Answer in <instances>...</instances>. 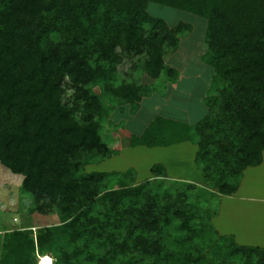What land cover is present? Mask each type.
Returning a JSON list of instances; mask_svg holds the SVG:
<instances>
[{"label":"trees","instance_id":"1","mask_svg":"<svg viewBox=\"0 0 264 264\" xmlns=\"http://www.w3.org/2000/svg\"><path fill=\"white\" fill-rule=\"evenodd\" d=\"M149 2L206 20L202 58L215 74L194 124L155 116L130 143L195 144V167L213 189L205 210L187 202L195 183L174 196L149 190V179L114 186L119 174L84 169V154L111 155L93 85L111 82L115 95L141 99L139 86L114 84L123 53H145L152 79L175 76L163 55L184 24L169 27L146 11ZM263 151L264 0H0V162L23 176L39 212L60 216L36 231L5 232L0 264H37L50 252L62 264H209L194 240L205 232L223 240L228 259L264 264V247L238 245L211 223L219 196L237 191ZM150 170L167 177L162 163Z\"/></svg>","mask_w":264,"mask_h":264},{"label":"rangeland","instance_id":"2","mask_svg":"<svg viewBox=\"0 0 264 264\" xmlns=\"http://www.w3.org/2000/svg\"><path fill=\"white\" fill-rule=\"evenodd\" d=\"M146 11L152 16L163 19L169 27H175L179 23L184 24L180 31L176 33V44L173 47L166 45L167 49L163 55L165 65L172 67L176 71L175 76L172 73L167 74L163 71L159 77L152 79L146 73L145 53L139 55L123 53L122 61L117 65L118 80L114 81V84L139 86L141 99L138 102L131 103L115 95L112 90H109L112 87L111 82L106 85H93L92 92L98 95L103 102L104 111L97 115L99 118L102 117L99 129L101 141L108 145L111 155L109 157H101L94 153H88L83 155L82 160L85 161L84 169L86 172L105 171L119 174V176L114 175L112 177L115 179H112L111 185L116 186L118 185L117 182L121 180L131 186L149 179L152 183L149 186V190H159L160 193L167 190L177 196L180 192L183 193L186 190L187 182L173 180L169 177L156 178L152 173L146 178L142 175L144 179L142 178L143 180L141 179L140 181L136 177L135 168L137 166L133 164L134 161L138 162L140 169L145 171L149 164L161 159L158 155H162L170 164L175 166L177 162L175 154L171 150H166L164 153L159 151L145 152L143 150L140 152L137 148L146 146L131 145L130 136L140 135L144 131V127L146 128L155 116H161L166 120L172 121L170 118H166V115L175 113L174 117L177 115L182 117L180 115H185V108L187 114V109L190 110V107L193 113H198L196 112V103L193 101L194 98L191 100L192 104L187 105V102L182 101L181 97H173L175 96V90H177L176 83L173 81L181 78L182 82L179 88L183 86L180 90L187 92L190 86H194L193 79H202L206 81L205 90L209 79L213 78L215 72L210 62L206 63L202 58L209 52L205 41L206 20L204 18L154 2L147 3ZM196 90L198 91V87ZM191 91L196 96V92L193 89ZM67 92H71L68 87H66L65 94ZM207 97L208 94L206 93L205 98ZM174 99H177L175 103L172 102ZM204 106L206 113L205 102ZM170 107L177 109V111L170 110ZM156 113H160V115ZM166 127L173 129V125ZM195 147L197 150L196 145ZM155 163L158 162L153 164ZM179 165L183 167V172L187 175L190 174L192 181L202 180V184L197 189L188 193V204H193L200 211L207 209L208 201L214 202L212 200L214 198H211L213 189L205 184L201 171L199 169L196 170L197 167L193 170L188 168L189 160L184 158ZM118 178L121 179L118 180ZM22 180L23 176L21 174L12 173L0 162V255L5 232L26 228L36 231L38 228L48 227L60 222V216L55 209L43 212H39L36 209L30 194L22 189ZM196 221L195 219L194 222ZM203 235L200 236V239L194 238L197 244L195 245L202 247L203 254L209 264H244L239 259H228L229 257L226 256L227 249L223 240L215 236L211 237L207 232ZM46 255L51 257L52 264H62L61 255H55L52 252ZM37 264H39L38 258Z\"/></svg>","mask_w":264,"mask_h":264},{"label":"crops","instance_id":"3","mask_svg":"<svg viewBox=\"0 0 264 264\" xmlns=\"http://www.w3.org/2000/svg\"><path fill=\"white\" fill-rule=\"evenodd\" d=\"M211 80L212 79H209L207 88L204 90L206 81L202 79H193L194 83H192L194 86H190L187 92L180 90L183 86L179 88L182 82L181 78L173 81L176 83L177 87L175 96L173 97H181L182 101L187 102V105L192 104L191 100L194 98L193 101L196 103V112L198 113H193L190 107V110L187 109V114L185 108V115H180L182 117H178V115L174 117L175 113L171 112L172 115H166V118H170L173 122H182L185 124H192L200 119L205 113L204 98L211 84ZM197 87L198 91L196 90ZM191 89L194 91L196 90V96ZM175 101H177V99H174L172 102L175 103ZM171 109L173 108L170 107V110ZM173 110L177 111V109ZM156 114L160 115V113ZM137 149H139L140 152L143 150L145 152L159 151L163 153L166 150H171L175 154V158L177 157V162L175 166H173L164 156L158 155L161 159L153 161L147 166L145 171L141 170L140 164L134 161L133 164L137 166L135 168L136 177L140 181L143 177L146 178V176H150V168L154 162H160L165 167L166 175L170 179L191 183L195 182L198 186L202 184V180L192 181L190 174L187 175L183 172V167L179 165L182 159L186 158L189 160L188 168L192 170L196 168L194 164L196 147L190 141H181L168 146H154L151 148L140 146ZM262 157V162L259 165L249 166L243 171L241 182L235 193L219 196L217 213L211 218V223L217 233L220 235L232 236L238 245L264 247V151L262 152ZM184 169H186V167H184Z\"/></svg>","mask_w":264,"mask_h":264},{"label":"bare ground","instance_id":"4","mask_svg":"<svg viewBox=\"0 0 264 264\" xmlns=\"http://www.w3.org/2000/svg\"><path fill=\"white\" fill-rule=\"evenodd\" d=\"M39 264H52V259L48 255L38 256Z\"/></svg>","mask_w":264,"mask_h":264}]
</instances>
